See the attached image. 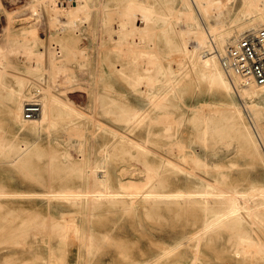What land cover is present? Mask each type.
<instances>
[{
  "label": "bare ground",
  "instance_id": "1",
  "mask_svg": "<svg viewBox=\"0 0 264 264\" xmlns=\"http://www.w3.org/2000/svg\"><path fill=\"white\" fill-rule=\"evenodd\" d=\"M39 1L51 16L50 20L55 21L52 36L49 39L46 38L43 50L35 49L38 42L35 34L31 39L24 36L22 40L8 48L6 46V52L15 54L21 52L25 62L31 64V61H35L34 66L32 64V66L30 64L26 66L28 72L40 68L44 58L45 78L26 74L16 76L19 77L17 85L9 84L5 77L6 73L10 72L11 65L7 60V53L1 48L0 99H5L4 110L8 115L21 120L23 124L30 123L34 130L44 125L57 127L58 123L66 129L80 125L78 119L83 118L85 113L75 108L70 98L61 97V89H54L52 85L57 76H67L65 63L75 57L78 68L91 64L86 69L89 73L90 88L84 98L94 103L97 111L120 122L125 129L110 127V137L101 144L99 157L105 161L107 158L120 154L114 152L117 150L122 153L118 155L119 157H115L114 161L132 152L131 156L134 153L145 162V168L132 166L126 170L122 169L121 177L115 183L111 182L110 173L104 164H101L100 168H95L89 164L90 162H79L74 169L70 167V171L66 173L74 176V180H63L61 187L53 190L50 195L70 201L76 208H88V211L100 208L101 205L98 202L101 197L106 200L108 207H126L127 210H131L136 202H141L143 212L148 214L152 210H160L172 204L175 206V211L186 213L190 218V232L179 238L174 245L163 244L158 253L147 258L150 260L149 264H156L159 259L189 240L195 242V245L189 246V252L195 257L202 256L198 250V245L202 242L214 253H220L219 244L215 241L219 239L223 230L229 231L235 225L244 227L245 218L249 220L250 225H258L259 221L264 219V187L257 191L251 190L246 194L228 190L224 185L233 175L231 171L222 168L226 167V163L213 157L211 161H208L207 153L201 155L194 149H185V141L179 137L177 131L170 135L172 139L168 138L169 144H175L176 155L173 150H169V153L157 151L146 140L130 133L138 127L145 130L144 134L154 132L153 126L157 125L167 131L172 130L174 126L180 129L187 121L195 119L192 123L196 129L194 140L200 147L210 145L209 136H229L239 142L237 151L250 159L249 164L252 165L256 158L264 162V153L260 151L264 149V84L259 85L252 80L234 75L232 77L236 85L234 86L230 83V79L228 80L229 76L214 53L217 46L223 50L243 31L264 26V0H239V4L236 0H174L177 1V5L170 6L165 11L161 9L157 0H114L111 5L105 2L106 0H92L90 5L99 9L100 17L98 16L97 24L99 25L96 32L91 29L95 37L90 51L79 43L82 38L81 28L73 19L77 16L79 9L86 13L85 10L89 7L87 0ZM227 3H230L231 7H227ZM217 8L221 10V13L225 10L232 11L237 21L228 25L212 24L209 22V16ZM9 17L8 20H10ZM139 19L142 24L138 25L136 21ZM8 25L10 24H7V27ZM156 33L171 40L172 49L181 54L182 59L188 62V66L179 72L170 65H166L161 76L162 82L152 91L140 92L139 90L137 94L134 90H130L129 94L122 91L121 89L133 85L139 88L141 80L150 74L149 70L141 67L155 61L152 51L157 45L151 39ZM188 44L191 48H188ZM95 55L97 60L93 58ZM95 62L98 68L95 67ZM180 68L183 67L180 66ZM195 77L205 79L209 85L222 90L226 96L230 97L231 102L225 109L227 121L225 124L222 123L224 125L222 130L220 122H223L224 117H211L210 112L201 111L199 104L190 105V112L186 116L182 113L176 115L177 122L174 126L165 125L170 119L169 116L176 111L175 109L181 110L180 107L170 108L174 107L173 103L178 98V91L189 85ZM90 80L98 85L93 86ZM236 93L242 100L241 105L235 100ZM131 95L135 96L131 97ZM35 96H38L40 111L36 116L26 118L23 115L24 103ZM244 110L250 122L246 120ZM56 112L61 113L56 115ZM183 113L185 114L184 111ZM237 118L241 119V126ZM97 125L99 128L100 124ZM75 131L77 134L83 132L81 129ZM91 134L94 137V133ZM69 140L72 139L69 138ZM0 143L2 145L0 151H4V140L0 139ZM32 148L34 147L25 152V156L22 150H17L15 159L19 160L23 156L26 158ZM10 156L12 155L5 157L7 161H11L8 159ZM65 157L67 161L71 160L69 155L66 154ZM152 158H155L157 164L154 167L151 164ZM198 171L207 172L209 176ZM197 174L206 176V180L197 178L195 176ZM169 182H173L177 187L167 189ZM15 194L18 193L0 190V248L30 245L29 239L33 242L39 234L42 239L47 240L44 251L31 250L30 246L27 249L38 261L34 264H55L51 261L56 254L49 243L50 238L53 236L67 238L71 231V234L81 239L85 252L94 255L91 237L80 228L77 222L51 220L49 223L47 219H44L47 222L46 225L44 220L37 222L22 217L17 223H6L10 215L22 213L27 209L20 204L13 205L12 201H8V198ZM105 236L109 237L108 234L102 235V242L108 241ZM254 239L250 235H243L238 243L231 244L233 248L240 246L241 253L230 248L232 253L239 256L242 254L245 257L258 254L261 252L260 249L262 250L260 246L264 243ZM111 246L119 248L124 256L129 254L128 243L119 245L112 243ZM224 250L223 247L222 251ZM44 255L47 261L40 262ZM137 263L139 262L135 264Z\"/></svg>",
  "mask_w": 264,
  "mask_h": 264
},
{
  "label": "rangeland",
  "instance_id": "2",
  "mask_svg": "<svg viewBox=\"0 0 264 264\" xmlns=\"http://www.w3.org/2000/svg\"><path fill=\"white\" fill-rule=\"evenodd\" d=\"M0 1V49L2 48L3 52L7 53L6 46L8 48L17 41L22 40L24 36L31 39L36 34L35 38H37L38 42L35 45V49L42 51L46 38L49 39L52 36L55 25L53 23L55 21L50 20L51 16L44 10L41 2L39 0ZM91 1L87 0L89 7L85 10L86 13L83 12L84 10L79 9L78 14L76 13L77 16L73 17L81 28L82 38L79 43L86 46L85 48L88 51L92 50V42L95 37L91 29L96 32L99 25L97 24L99 21L98 16L100 17L99 9L96 6L90 5ZM113 1L106 0L105 2L111 5ZM157 2L163 11L170 6L174 7V5H177V1L174 0H157ZM236 3L239 4L240 1L236 0ZM226 6L231 7V4L227 3ZM8 17L10 20H8ZM236 19L232 15V11L225 10L221 13L219 8L214 9L209 16V22L216 26L228 25L231 22H236ZM136 22L138 25L142 24L140 19ZM7 24L10 25L7 27ZM153 36L151 41L157 45L154 51H152L155 61L150 65L145 64V66L141 67L149 70L152 76L148 74L141 80V86L138 85L140 86L139 88L133 85L126 87V89H121L128 94L130 90H134L136 94L139 90L140 92L154 90L162 82L161 76L164 73L163 70L166 65H170L178 71L188 66V62L182 59L181 54L172 49V42L168 37L158 33ZM187 46L191 48L190 44ZM216 48L217 50H221L218 46ZM215 49L214 53L217 51ZM9 53L6 56L11 66H9L10 72L6 73L5 77L9 84L12 86L17 85L18 78L26 74L45 78L43 70L44 58H42L43 61L40 68L28 72L26 66L30 62H25L24 55L21 52H16V54ZM93 58L97 60L96 55ZM34 63L35 61H31L33 66ZM94 64L98 68L97 63L95 62ZM65 66L67 76H57L55 83L52 85L54 89H61V97L70 98L71 104L85 113L83 118L80 117L78 119L80 125L74 126L75 130L79 131L81 129L82 133L79 132L77 134V131L73 130V127L66 129V127L60 126L59 123L57 127L44 125L34 130L31 128L30 123L23 124L21 120L8 115L4 110L5 99H0V139L4 140L3 147L5 149L4 151H0V190L18 193L10 196L8 201H12L13 205L20 204L27 208L22 213L10 215L6 219V223H17L22 217L37 222L44 219H47L49 223L51 220H63L66 223L77 222L80 228L91 237L90 241L94 255L87 254L81 239L69 231L67 238L57 236L50 238L49 243L56 254V257L52 258L51 261L55 264H135L136 262H139L137 264H146L145 262L149 264L150 260H147V258L158 253L163 244L174 245L179 238L190 232V218L186 213L183 214L182 212L175 211V206L172 204H168L160 210H152L148 214L145 211L143 212L141 202H136L134 208L131 210H127L126 207H108L106 200H103L101 197L98 202L101 205L100 208L89 209L88 211V208H76L70 201L50 195L53 190L61 187L64 183L63 180H74V176L67 175L66 173L70 171V167L74 169L75 165L77 166L79 162H90L89 164L95 166V168H100L101 164H104L106 170L110 173L111 182L113 183L121 177L120 171L122 169L126 170L132 166L135 168H145V162L134 153L131 156L130 153L132 152L124 158L116 159L117 161H114V158L119 157L118 155L122 153L117 150L114 152L120 154H116L115 157L112 156L110 159L107 158L105 161L99 157L100 148H102L101 144L110 137V127L124 128L117 120H113L97 111L94 103L88 102L84 98L85 93L90 88L88 82L89 73L86 69L91 64L80 67L82 68L80 69L76 65V58L74 57L65 63ZM180 66L183 68H180ZM157 76L160 77L157 78ZM129 80L131 79L129 78ZM49 82L51 83L50 79ZM90 84L93 86L94 84L98 85L93 80H90ZM28 87L32 88V86ZM234 97L241 105L242 100L237 93L236 95L234 94ZM229 102H231L230 97L226 96L225 92L209 85L205 79L195 77L189 85L178 91V98L173 103L174 107L171 106L170 108L175 109L180 107L181 110L175 109L176 111L169 116L170 119L165 125L174 126L177 122L176 115L182 113V115L186 116L190 112V105L199 104L200 109H202L201 111L210 112L211 117H224L223 122H220L222 130L224 128L222 123L225 124L227 121L225 109ZM58 113L61 112H56V115ZM152 113L155 114L156 112ZM244 115L246 120L250 122L245 110ZM194 120L187 121L180 129L174 126L172 130L167 131L157 125L153 126L154 132L146 134H144L145 130L141 127H138L134 131H130V129L128 131L136 137L146 140L153 149L162 151L163 153H169V150H173L174 154L177 153L176 147H174L175 144H169L168 138L177 131L179 137L185 141V149H194L201 155L207 153L206 159L208 161H211L213 157L222 163H226V167L222 168L231 171L233 175L231 179H228L227 184L224 185L228 190H235L246 194L251 190L257 191L264 187V162L256 158L252 165L249 164L250 159L242 156L237 151L239 142L229 136H209L208 142L210 145L200 147L196 140H194L196 130L192 124ZM237 121L239 124L241 123V119L237 118ZM97 124H100L99 128ZM91 133H94V137ZM69 138L72 140H69ZM247 144L250 146L248 140ZM32 146L34 148L31 149L29 156L26 157L27 159L24 158L25 152H28ZM172 146L173 148H171ZM0 147H2L1 143ZM17 150H22L24 155L19 160L15 159V152ZM260 151L264 153V149H260ZM10 154L12 156L8 159L11 161H7L5 157ZM66 154L71 157V160L67 161ZM152 159L151 164L154 167L157 164L155 163V158ZM198 172L203 173L202 171ZM203 174L207 177L209 176L207 172ZM195 176L206 180V176L200 175V177L199 174ZM69 183L72 184L73 182ZM169 183L171 185L169 184L167 189L171 190L177 187L173 182ZM48 192L50 193L48 194ZM45 195L49 197L47 198ZM47 222L45 221L46 225ZM243 224L244 227L235 225L229 231L223 230L219 239L215 241V243L219 244L220 253H214L209 246H205L202 242L198 245V250L202 253V256L195 257L189 252V246L195 245V242L194 240H189L165 257L159 259L156 264H264V244L260 246L262 248V250L260 249L261 252L255 255L245 257L242 254L239 256V254L232 253L231 249L237 253H241L242 248L240 246L233 248L231 244L238 243L243 235H250L253 239L255 238L254 240L264 243V219H261L258 225H250L249 220L245 218ZM104 234H108L109 237L105 236L108 241L102 242L101 236ZM46 242V238L42 239L38 234L36 240L34 239L33 242L32 239H29L30 245H12L0 248V264L37 263L38 261L33 258L32 253L27 249L30 246L31 250L43 252ZM112 243H117L118 245L128 243L130 245L129 254L124 256L120 253L122 251L119 248L111 246ZM223 247L225 248L224 251H222ZM46 261L47 257L44 255V258L40 262Z\"/></svg>",
  "mask_w": 264,
  "mask_h": 264
},
{
  "label": "built area",
  "instance_id": "3",
  "mask_svg": "<svg viewBox=\"0 0 264 264\" xmlns=\"http://www.w3.org/2000/svg\"><path fill=\"white\" fill-rule=\"evenodd\" d=\"M215 54L233 84L234 75L259 85L264 84V26L243 31L235 41L228 43L223 50H217ZM39 111L38 96L25 101L24 117L32 118Z\"/></svg>",
  "mask_w": 264,
  "mask_h": 264
}]
</instances>
